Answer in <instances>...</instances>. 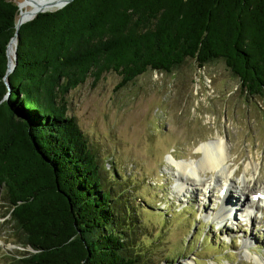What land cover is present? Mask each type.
I'll return each mask as SVG.
<instances>
[{"label": "trees", "instance_id": "16d2710c", "mask_svg": "<svg viewBox=\"0 0 264 264\" xmlns=\"http://www.w3.org/2000/svg\"><path fill=\"white\" fill-rule=\"evenodd\" d=\"M17 15L0 0V217L32 249L16 264H140L138 214L111 185L117 172L103 175L67 95L192 60L222 62L242 94L264 99V0H73L21 25L8 90Z\"/></svg>", "mask_w": 264, "mask_h": 264}, {"label": "rangeland", "instance_id": "374dc122", "mask_svg": "<svg viewBox=\"0 0 264 264\" xmlns=\"http://www.w3.org/2000/svg\"><path fill=\"white\" fill-rule=\"evenodd\" d=\"M118 83L113 73L96 85L87 80L68 93V115L105 178L117 172L119 184L111 185L125 192L138 214L144 229L130 247L142 254L140 264H256L264 254V203L256 209V197H249L255 207L242 209L248 219L239 212L223 221L216 215L222 207L242 208L237 200L244 176L252 188L264 185V99L242 94L222 62L198 69L188 60L169 74L147 72L121 89ZM218 138L229 151L221 172L235 183L227 201L221 199L224 186L218 190L222 182L213 181L220 168L202 175L213 185L209 193L197 187L177 192V170L167 159L198 163L199 146ZM5 210L0 203V215ZM7 218L0 217V264H16L32 249Z\"/></svg>", "mask_w": 264, "mask_h": 264}, {"label": "bare ground", "instance_id": "6f19581e", "mask_svg": "<svg viewBox=\"0 0 264 264\" xmlns=\"http://www.w3.org/2000/svg\"><path fill=\"white\" fill-rule=\"evenodd\" d=\"M17 4L20 6L21 12L23 11H32L36 10L42 7H45L48 3H53L55 0H16ZM15 49V41H11L8 49V56L11 61H13V53ZM227 144L222 138H218L217 141L212 143H203L199 146L198 151L201 154V158L196 162L195 164L193 162L190 163H180L177 162L173 157L172 159H167L168 165H173L176 167V181H177V192H193V190L196 189H204L206 193H209L211 191V188L213 185L206 184L203 179L202 175L206 172H212L216 169L220 168L218 173L216 174L213 181L215 183L222 182V184L218 185V190L222 191V189H226L223 191V195L221 199L223 201H227L230 189L235 186V183L231 181V176L225 172H221L222 169L220 166L222 164H225L226 160L229 158V151L227 149ZM249 165V164H248ZM250 166V165H249ZM247 166V168L249 167ZM246 168V170H247ZM253 169V171H256L255 166H250V169ZM245 176L241 180L240 188H239V194L242 197L241 199H238L237 201H241L244 203L241 206L236 207H229L226 210L225 207H222L220 209V212L216 215V220L223 221L225 219H231V216L234 215V213L239 212L240 216H245V218H249V215L245 212V210H242L244 207L245 209H252L254 208V204L256 205V209H260L258 206V201L264 200V185L261 187V189L258 188H252L247 183L244 182ZM224 183V184H223ZM222 186H224L222 188ZM239 187V186H238ZM249 197H253L256 201V203L251 204V202L248 200ZM223 204V202H222ZM231 204L235 205L236 201H233ZM230 204V205H231ZM235 208V209H234ZM238 210V211H237ZM231 212V213H230ZM235 219V218H234ZM256 264H264V254L257 256V259L255 260Z\"/></svg>", "mask_w": 264, "mask_h": 264}, {"label": "water", "instance_id": "95a60500", "mask_svg": "<svg viewBox=\"0 0 264 264\" xmlns=\"http://www.w3.org/2000/svg\"><path fill=\"white\" fill-rule=\"evenodd\" d=\"M73 0H55V2L53 3H48L45 7L36 9V10H32V11H20V7L17 4L18 7V15L16 17V23H15V34L14 36L11 38V40L9 41L8 45H7V49H6V55L8 58L7 61V72L6 75L4 77V81L5 84L8 88V90L10 89L9 87V83H8V79L7 76L13 71L15 65H16V37L18 35V30L20 29L21 25H23L26 22H29L31 20H33L37 15L41 14V13H45V12H53V11H57L59 9H62L63 7H65L66 5L70 4ZM15 41V49H14V53H13V61H11L9 59L8 56V49H9V45L11 43V41ZM9 96V93L6 95V98Z\"/></svg>", "mask_w": 264, "mask_h": 264}]
</instances>
